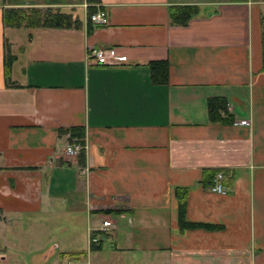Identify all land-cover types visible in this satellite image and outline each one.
<instances>
[{"label": "crops", "instance_id": "obj_1", "mask_svg": "<svg viewBox=\"0 0 264 264\" xmlns=\"http://www.w3.org/2000/svg\"><path fill=\"white\" fill-rule=\"evenodd\" d=\"M176 5L199 12L175 24ZM14 6L61 9L80 25L9 27ZM90 8L108 20L91 31ZM263 37L264 0H0V221L53 217L71 245L84 232L69 249L83 254L59 264H264ZM96 47L127 62L95 64ZM160 59L167 83L152 78ZM213 97L233 121L211 120ZM77 126L84 161L60 131ZM207 169L224 172L227 193L205 183ZM105 219L115 227L101 230Z\"/></svg>", "mask_w": 264, "mask_h": 264}, {"label": "trees", "instance_id": "obj_2", "mask_svg": "<svg viewBox=\"0 0 264 264\" xmlns=\"http://www.w3.org/2000/svg\"><path fill=\"white\" fill-rule=\"evenodd\" d=\"M95 8L89 9V24L90 31L92 28L91 15L94 13ZM199 8L194 5H176L171 9L170 17L173 23L180 25H187L191 19L197 15ZM3 20L6 26L21 28L25 26L35 27H57V28H70L80 25V22L73 19L72 14L63 12L61 9L47 8L42 10L41 8L31 7H6L3 13ZM264 45V37H263ZM7 74L10 73L13 62L16 60V56L7 50ZM152 78L155 83H167L169 80L170 63L167 59L153 60L149 62ZM263 70H264V56H263ZM209 114L213 122H231L233 121V115L228 110V102L224 97H213L209 100ZM61 133H69L70 141L74 138L84 139L85 127L77 126L69 129H61ZM85 152L80 153V159L85 160ZM219 170L207 169L205 170V183L210 187L214 184L215 177ZM183 226L196 228L200 224L191 223L183 219ZM94 237L101 235L99 232H95ZM102 240L91 243V249L97 250L101 247ZM62 256H65L64 252H61ZM83 253H72L73 257Z\"/></svg>", "mask_w": 264, "mask_h": 264}, {"label": "rangeland", "instance_id": "obj_3", "mask_svg": "<svg viewBox=\"0 0 264 264\" xmlns=\"http://www.w3.org/2000/svg\"><path fill=\"white\" fill-rule=\"evenodd\" d=\"M15 1L19 0H10V2ZM15 33L16 31L9 33L11 39L9 41L12 42ZM21 46H23V43L19 44V49H21ZM15 52L19 55L22 53L16 50ZM26 219L22 222L4 223L0 221V253L4 252L5 255L3 256H6V263L0 259V264H31L32 259L43 258L47 255L53 259L52 263L59 264L62 260L61 252H64L65 257L69 259L73 257L72 253H74L70 252V248L81 249L85 246L82 242L84 232L75 234V241L77 242L72 245L65 242L68 237L61 238L59 234H56L53 217L35 223L30 218Z\"/></svg>", "mask_w": 264, "mask_h": 264}, {"label": "built area", "instance_id": "obj_4", "mask_svg": "<svg viewBox=\"0 0 264 264\" xmlns=\"http://www.w3.org/2000/svg\"><path fill=\"white\" fill-rule=\"evenodd\" d=\"M85 6L88 7L89 4L85 3ZM93 22L99 25H104L108 22L106 12L99 8L96 12L91 15ZM88 58L92 62L98 65H120L127 62L126 56H118L115 52L108 47H96L92 48L88 52ZM87 140L81 141V139L74 138L67 145L66 152L68 155H79L82 151L87 150ZM224 178V172L219 171L215 177L214 184L211 186V190L216 193L225 194L227 190L222 182ZM114 222L110 219L103 220L101 230L106 231L109 228H114ZM99 241L98 237L91 236L90 243Z\"/></svg>", "mask_w": 264, "mask_h": 264}]
</instances>
